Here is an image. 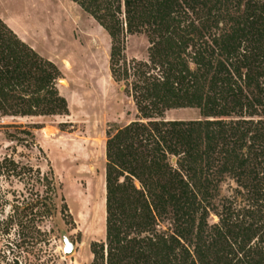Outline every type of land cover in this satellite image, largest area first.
<instances>
[{
    "label": "trees",
    "instance_id": "16d2710c",
    "mask_svg": "<svg viewBox=\"0 0 264 264\" xmlns=\"http://www.w3.org/2000/svg\"><path fill=\"white\" fill-rule=\"evenodd\" d=\"M70 1L107 32L111 77L140 117L107 138L105 241L92 264H264V0ZM131 35L147 38V60L125 58ZM59 77L0 21V119L66 115ZM173 110L200 118L165 120ZM26 126L5 127L32 140ZM55 192L38 169L0 158L4 264L40 261L22 255L47 235Z\"/></svg>",
    "mask_w": 264,
    "mask_h": 264
},
{
    "label": "rangeland",
    "instance_id": "374dc122",
    "mask_svg": "<svg viewBox=\"0 0 264 264\" xmlns=\"http://www.w3.org/2000/svg\"><path fill=\"white\" fill-rule=\"evenodd\" d=\"M0 21L57 67L60 77L56 88L68 108L63 116L0 119V158L11 155L17 162L38 169L52 180L56 191L57 211L41 225L47 235L28 246V254L22 258L33 262L37 255V264H92V244L105 241L107 138L140 119L124 83L111 77L110 37L70 0H0ZM148 48L144 35L127 36L125 58L145 61ZM199 118L196 110L164 114L167 121ZM14 121L30 125L25 129L31 131L33 139L5 127ZM10 134L28 140V145L17 139L10 142ZM13 185L16 190L22 188L18 183ZM229 186L222 185V196L229 194ZM67 244L73 246L69 255L64 254Z\"/></svg>",
    "mask_w": 264,
    "mask_h": 264
},
{
    "label": "water",
    "instance_id": "95a60500",
    "mask_svg": "<svg viewBox=\"0 0 264 264\" xmlns=\"http://www.w3.org/2000/svg\"><path fill=\"white\" fill-rule=\"evenodd\" d=\"M72 251H73V246L71 244H67V246L64 250V254L69 255V254H71Z\"/></svg>",
    "mask_w": 264,
    "mask_h": 264
}]
</instances>
